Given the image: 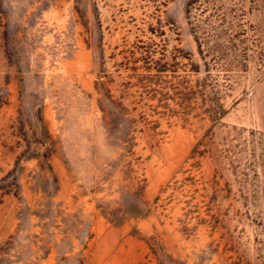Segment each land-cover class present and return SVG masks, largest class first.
<instances>
[{"label": "rangeland", "instance_id": "374dc122", "mask_svg": "<svg viewBox=\"0 0 264 264\" xmlns=\"http://www.w3.org/2000/svg\"><path fill=\"white\" fill-rule=\"evenodd\" d=\"M0 264H264V0H0Z\"/></svg>", "mask_w": 264, "mask_h": 264}]
</instances>
